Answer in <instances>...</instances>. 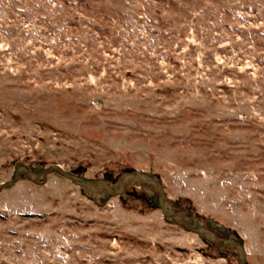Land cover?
I'll list each match as a JSON object with an SVG mask.
<instances>
[{
	"label": "rangeland",
	"instance_id": "374dc122",
	"mask_svg": "<svg viewBox=\"0 0 264 264\" xmlns=\"http://www.w3.org/2000/svg\"><path fill=\"white\" fill-rule=\"evenodd\" d=\"M16 162L152 174L166 209L264 264V0H0V183ZM149 190L100 202L21 176L0 191V264H238Z\"/></svg>",
	"mask_w": 264,
	"mask_h": 264
},
{
	"label": "water",
	"instance_id": "95a60500",
	"mask_svg": "<svg viewBox=\"0 0 264 264\" xmlns=\"http://www.w3.org/2000/svg\"><path fill=\"white\" fill-rule=\"evenodd\" d=\"M50 173H57L74 184L89 190L94 196L100 197V202H105L112 196H121L128 184L133 183L147 186L150 188L148 193L152 206L160 210L165 220L180 224L182 228L194 232L210 242L233 249L238 258V264H246V251L241 237L235 236L231 229L223 224L211 221L208 223V226L202 224L193 226L182 213H169L165 207L163 185L149 173L137 170L123 171L119 174L116 182L112 184L110 180L104 178H88L84 175H77L74 171L65 170L59 164H51L44 167H29L22 162H16L10 179L0 183V191L15 184L21 176L38 183L45 181Z\"/></svg>",
	"mask_w": 264,
	"mask_h": 264
},
{
	"label": "trees",
	"instance_id": "16d2710c",
	"mask_svg": "<svg viewBox=\"0 0 264 264\" xmlns=\"http://www.w3.org/2000/svg\"><path fill=\"white\" fill-rule=\"evenodd\" d=\"M69 171H74L77 175H82V171H83V169L82 168H80V167H77L76 169H74V170H69ZM104 179H107V180H110L111 182H113L112 180H111V178L110 177H108L107 175H104V177H103ZM146 198H148V195H147V197ZM168 212H170V213H179V212H183V211H180L178 208H173L172 210L171 209H166ZM201 220L203 219V218H200ZM191 224H193V222L191 221ZM205 241H206V243L207 244H209V245H212V244H214V243H212V242H210V241H208V240H206V239H204ZM219 245V244H218ZM221 245V244H220Z\"/></svg>",
	"mask_w": 264,
	"mask_h": 264
},
{
	"label": "flooded vegetation",
	"instance_id": "af4514ba",
	"mask_svg": "<svg viewBox=\"0 0 264 264\" xmlns=\"http://www.w3.org/2000/svg\"><path fill=\"white\" fill-rule=\"evenodd\" d=\"M219 236H221V235H219ZM224 237H227V236H224Z\"/></svg>",
	"mask_w": 264,
	"mask_h": 264
}]
</instances>
